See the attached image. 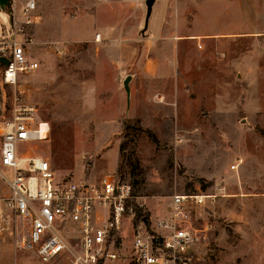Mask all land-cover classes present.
Segmentation results:
<instances>
[{
	"label": "rangeland",
	"instance_id": "obj_1",
	"mask_svg": "<svg viewBox=\"0 0 264 264\" xmlns=\"http://www.w3.org/2000/svg\"><path fill=\"white\" fill-rule=\"evenodd\" d=\"M146 13L145 0H38L18 38L34 39L22 83L49 131L26 147L59 179L134 181L155 222L201 185L194 264H264V0H157L143 31ZM0 264L71 262L5 241Z\"/></svg>",
	"mask_w": 264,
	"mask_h": 264
},
{
	"label": "built area",
	"instance_id": "obj_2",
	"mask_svg": "<svg viewBox=\"0 0 264 264\" xmlns=\"http://www.w3.org/2000/svg\"><path fill=\"white\" fill-rule=\"evenodd\" d=\"M37 8L38 0L0 4L10 17L0 31V247L7 241L8 248L33 250L43 261L66 255L71 264H194L207 231L194 216L211 198L201 185L174 194L170 214L155 222L129 179L112 173L100 181L59 179L49 157L27 149L47 139L40 133L47 122L22 83L40 65L29 49L34 39L18 38L37 23ZM51 45L63 53L60 42ZM137 209L144 213L138 224Z\"/></svg>",
	"mask_w": 264,
	"mask_h": 264
},
{
	"label": "water",
	"instance_id": "obj_3",
	"mask_svg": "<svg viewBox=\"0 0 264 264\" xmlns=\"http://www.w3.org/2000/svg\"><path fill=\"white\" fill-rule=\"evenodd\" d=\"M8 1L9 0H0V4H1V7L3 9L5 8V6L8 5ZM155 2H156V0H145L146 6H147V13H146L145 26H144L143 31H145L149 25V20H150V17L152 15V12H153V7H154ZM1 61L7 62V60L5 58H1ZM131 78H132V76L128 75L124 80V87H125V90L127 92L128 97L130 96L129 82H130Z\"/></svg>",
	"mask_w": 264,
	"mask_h": 264
},
{
	"label": "bare ground",
	"instance_id": "obj_4",
	"mask_svg": "<svg viewBox=\"0 0 264 264\" xmlns=\"http://www.w3.org/2000/svg\"><path fill=\"white\" fill-rule=\"evenodd\" d=\"M48 131H49V127L47 123L42 124L41 126V137L42 138H47L48 137Z\"/></svg>",
	"mask_w": 264,
	"mask_h": 264
},
{
	"label": "trees",
	"instance_id": "obj_5",
	"mask_svg": "<svg viewBox=\"0 0 264 264\" xmlns=\"http://www.w3.org/2000/svg\"><path fill=\"white\" fill-rule=\"evenodd\" d=\"M132 184H133L134 192H136L135 191L134 181L132 182ZM146 214H147V216H149V213H146ZM143 215H144V213L140 209H137V214H136V223L137 224L142 220V216Z\"/></svg>",
	"mask_w": 264,
	"mask_h": 264
},
{
	"label": "crops",
	"instance_id": "obj_6",
	"mask_svg": "<svg viewBox=\"0 0 264 264\" xmlns=\"http://www.w3.org/2000/svg\"><path fill=\"white\" fill-rule=\"evenodd\" d=\"M156 1H157V0H156ZM155 4H156V2H155ZM155 4H154V7H155ZM154 7H153V9H154ZM180 38H181V35L178 34L177 37H176V39L179 41Z\"/></svg>",
	"mask_w": 264,
	"mask_h": 264
}]
</instances>
